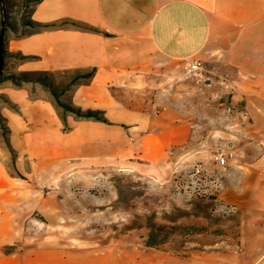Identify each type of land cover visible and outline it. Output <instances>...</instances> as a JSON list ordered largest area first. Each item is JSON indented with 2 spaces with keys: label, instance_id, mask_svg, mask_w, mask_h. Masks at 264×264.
Wrapping results in <instances>:
<instances>
[{
  "label": "rangeland",
  "instance_id": "1",
  "mask_svg": "<svg viewBox=\"0 0 264 264\" xmlns=\"http://www.w3.org/2000/svg\"><path fill=\"white\" fill-rule=\"evenodd\" d=\"M27 1L3 0L0 25L4 20L14 34L36 28L24 27ZM76 73L57 82L48 76L56 92L66 88L59 96L64 103L61 96L81 81L68 86ZM234 79L227 68L205 62L190 75L184 61L161 60L140 81L112 86L116 103L100 110L114 146L21 169L15 231L0 244V256L31 264H120L135 257L161 264L169 256L264 255V107L251 115ZM55 107L68 130L66 112ZM164 109L190 122L188 140L154 161L121 153L125 123L132 120L127 111ZM121 124L124 130L115 127ZM7 148L5 163L16 174V154ZM150 231L152 246L146 244Z\"/></svg>",
  "mask_w": 264,
  "mask_h": 264
},
{
  "label": "crops",
  "instance_id": "2",
  "mask_svg": "<svg viewBox=\"0 0 264 264\" xmlns=\"http://www.w3.org/2000/svg\"><path fill=\"white\" fill-rule=\"evenodd\" d=\"M28 18L38 23L75 21L59 27L33 28L14 34L4 28L3 75L43 72L58 76L89 72L61 97L72 106L109 110L115 99L111 87L130 85L154 69L155 62L200 59L208 66L227 68L231 83L245 94L251 115L264 107V0H32ZM3 5V4H2ZM4 8V7H3ZM5 11V10H4ZM7 14V12L5 11ZM2 15L0 11V16ZM3 17V15H2ZM24 27H29L24 24ZM260 108V109H259ZM264 111V110H263ZM131 122L122 125L123 154L154 161L165 149L186 142L192 132L188 121L171 109L127 111ZM0 115L14 150L15 170L8 171L7 148L0 130V244L9 243L14 231L16 180L21 169L55 164L87 154V149H111V125L66 112L63 129L52 92L40 82L0 80ZM124 121L123 119H121ZM127 120V119H126ZM3 139V142H2ZM8 149V148H7ZM26 163V165H25ZM19 187V186H18ZM221 259L165 257L161 264H264V255ZM131 262V263H128ZM0 264H31L0 256ZM110 264V262L106 263ZM120 264H156L143 257Z\"/></svg>",
  "mask_w": 264,
  "mask_h": 264
},
{
  "label": "trees",
  "instance_id": "3",
  "mask_svg": "<svg viewBox=\"0 0 264 264\" xmlns=\"http://www.w3.org/2000/svg\"><path fill=\"white\" fill-rule=\"evenodd\" d=\"M3 0H0V11L3 15V17L6 16V13L4 11L3 8ZM2 24H5L4 20L1 21ZM25 25L30 26V27H36V28H44V27H59V26H63L65 24H71L74 25L76 27H80V28H88L91 29L90 27L77 23L75 21H69V20H62L59 22H51V23H38V22H34L31 20L25 21L24 22ZM4 29L0 28V49H1V54H2V58L4 57V33H3ZM2 66H3V62H2ZM2 69V67H1ZM93 74V70L89 71V72H83V73H79L77 72L76 75L72 78L70 84L68 86H70L71 84H74L78 79L80 78H88ZM2 72H0V80L2 79ZM7 78H10L14 84L16 85H20V83L22 81H33V82H40L43 86H45L46 88H48L52 94L54 95L55 98V104L56 106L60 107L62 109L63 112H71L73 114H75L78 117H84V118H93L97 121H101L104 123H109L108 119L104 116V111L100 110V109H86L83 110L80 107H75L72 106L70 104L64 103L60 100L59 96L60 94H62L64 92V90L66 89H61L59 92H56L54 85L52 84L51 80L49 79L48 75L43 73V72H37V73H31V72H23L20 73L18 75H9ZM67 86V87H68ZM122 126H124L123 124H121ZM0 128L2 130V136L3 139L7 145V147L13 152V149L10 146V143L8 141V137H7V127L3 124V118L0 115ZM14 154V152H13ZM16 171V170H15ZM16 174L19 175V173L16 171ZM20 176V175H19ZM153 232L150 231L149 235H148V240L146 242V244L148 246H152L153 245Z\"/></svg>",
  "mask_w": 264,
  "mask_h": 264
},
{
  "label": "built area",
  "instance_id": "4",
  "mask_svg": "<svg viewBox=\"0 0 264 264\" xmlns=\"http://www.w3.org/2000/svg\"><path fill=\"white\" fill-rule=\"evenodd\" d=\"M185 71L186 73L190 75L197 74V71H199L202 68V61L200 59H190L184 61ZM220 163H223L224 159L220 158Z\"/></svg>",
  "mask_w": 264,
  "mask_h": 264
},
{
  "label": "water",
  "instance_id": "5",
  "mask_svg": "<svg viewBox=\"0 0 264 264\" xmlns=\"http://www.w3.org/2000/svg\"><path fill=\"white\" fill-rule=\"evenodd\" d=\"M1 67H2V54H1V49H0V72H1Z\"/></svg>",
  "mask_w": 264,
  "mask_h": 264
}]
</instances>
